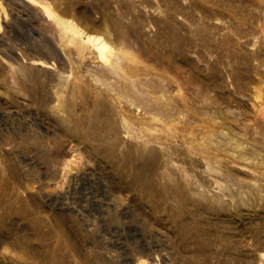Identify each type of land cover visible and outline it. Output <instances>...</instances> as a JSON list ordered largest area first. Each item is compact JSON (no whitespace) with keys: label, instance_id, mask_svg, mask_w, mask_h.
Listing matches in <instances>:
<instances>
[{"label":"rangeland","instance_id":"374dc122","mask_svg":"<svg viewBox=\"0 0 264 264\" xmlns=\"http://www.w3.org/2000/svg\"><path fill=\"white\" fill-rule=\"evenodd\" d=\"M0 5V264H264V0Z\"/></svg>","mask_w":264,"mask_h":264},{"label":"bare ground","instance_id":"6f19581e","mask_svg":"<svg viewBox=\"0 0 264 264\" xmlns=\"http://www.w3.org/2000/svg\"><path fill=\"white\" fill-rule=\"evenodd\" d=\"M3 7H2V5H0V9H2ZM4 9V8H3ZM2 9V10H3ZM2 10H1V12H2ZM4 11V10H3ZM96 41L98 42V44H97V47H98V50H99V53L101 54V55H104L105 54V48H106V45L102 42V41H99V39L97 38L96 39ZM108 47H110V46H108Z\"/></svg>","mask_w":264,"mask_h":264}]
</instances>
